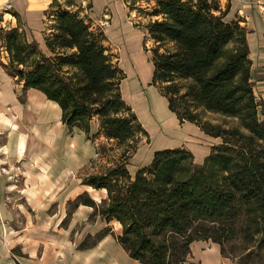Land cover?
I'll return each instance as SVG.
<instances>
[{
	"label": "trees",
	"instance_id": "obj_1",
	"mask_svg": "<svg viewBox=\"0 0 264 264\" xmlns=\"http://www.w3.org/2000/svg\"><path fill=\"white\" fill-rule=\"evenodd\" d=\"M68 1L66 9L71 10L58 15L56 27L49 20L56 0L51 2L47 54L35 42H27L17 22L5 36L8 64L3 66L24 90H36L55 102L67 128L88 136L90 122L99 116L96 135L119 144L128 142L122 157L130 152L131 160L141 142L135 133L146 139L148 134L121 96L125 74L118 63V68L113 66L111 55L80 18L92 22L85 14L89 6ZM152 1L156 2L153 17L161 22L145 28V40L156 44L150 51L144 46L153 66L151 85L167 100L168 110L180 124L192 123L221 144L194 172L184 164L187 157L193 160L192 154L175 148L155 152L133 181L127 163L88 175L82 184L104 189L106 198L96 204L83 194L77 205L93 208L94 215L107 223L118 222L121 234L116 241L140 264L184 263L191 245L199 241L217 244L228 258L224 241L241 234L247 238L245 256L249 257L264 246V99L257 101L253 93L246 29L240 26L241 19L226 22L228 7L221 10L216 0ZM72 49L73 55L64 52ZM65 68L72 75L62 71ZM115 80L116 100H105L103 94L112 90ZM99 104L102 108L94 112ZM121 108L131 109V114L118 116ZM206 114L231 119L236 125L212 124L205 120Z\"/></svg>",
	"mask_w": 264,
	"mask_h": 264
},
{
	"label": "rangeland",
	"instance_id": "obj_2",
	"mask_svg": "<svg viewBox=\"0 0 264 264\" xmlns=\"http://www.w3.org/2000/svg\"><path fill=\"white\" fill-rule=\"evenodd\" d=\"M127 1V7L133 8L131 17L135 26L143 29L145 34L147 25L154 21L161 22V19H158L159 17H153L156 2L152 0ZM68 2V0H56V3L52 5V18L49 20L52 21L50 24H54V27H56L58 15L71 10L70 7L66 9V6L70 5ZM215 2L221 10L225 9L226 5L224 6L218 0ZM85 14L87 13L85 12ZM80 18L91 26L90 31L95 34L97 41L105 49L106 54L111 55L110 60L113 66L115 68L119 66L127 73L128 78L123 83L124 98L129 106L131 105L134 108L139 122L142 123V127L150 136L151 144L149 147L147 146L150 141L149 136L146 139L139 132H136L135 137L141 139L139 145L142 144V146L138 148L136 155L129 163L130 152L125 155L126 158L122 157L128 142L119 144L116 140H108L100 134L96 135L99 130V116H94L90 122V134L86 136L90 141L85 142V139L78 135V129H63L60 126L54 107L47 103L42 95L32 90H24L17 78L12 77L14 92L17 96L16 102L9 81L2 80L0 83V226L7 230L8 236L19 235L24 237L31 234L34 237L54 238L64 236L72 242L81 240L83 244L78 248L86 249L95 246L99 241L101 235H96V233L101 227L100 224L83 221L86 218L77 223H75V220L71 221L69 212L81 200H78V197L73 202L68 200L75 198L74 195L84 189L80 186L78 179L81 180L82 184V179L86 176L104 173L114 168L115 165L123 163H127V165L132 163L133 167H130L129 170L133 172L138 163L143 162L146 164V159L152 156L153 150L165 144L157 145L158 139L161 137L159 134L163 133L164 128L157 126L146 113V109L149 110L152 97L161 100L155 94L156 88L154 86L149 85L148 88L146 87L147 82L150 80L152 65L149 60L150 53L145 52V47L150 51L156 44L152 40H145L144 42V39L141 43V33L132 31L127 23L122 27V34V30L117 27V20L115 19L113 21L114 28L108 29V35L115 42H118L114 45L116 51H119L121 59L120 64L117 66V52L110 48L107 40L104 39L101 27L92 24L86 16ZM105 18L107 17L105 16ZM105 20L107 21V19ZM240 26L243 27V24L241 23ZM12 28L14 27L8 24H0V58L4 59L2 60L3 65L8 64L5 36ZM261 30L262 27H260ZM52 31L55 32V29ZM249 42L252 49V55L249 56L252 60L250 81L253 84L254 96L259 101L260 98L264 99V61L261 59L262 52L260 49L258 50L257 43L251 39ZM120 43L122 46H119ZM117 46L119 49H117ZM162 50L163 48H160L159 51L162 52ZM2 52H6V56L1 55ZM64 52L67 55H73L75 49ZM62 71H68L70 75L73 72L66 68ZM117 83L118 80H115L112 90L103 94L106 97L105 100L107 98L113 101L116 100L114 95L117 94ZM143 87L145 88L143 89ZM8 104H10V107ZM115 104L113 103V105ZM163 107L168 113L164 104ZM28 108H32V110H28ZM101 108L102 106L99 104L94 112ZM129 114H131V109L127 111L125 108H121L118 111V116L124 115L127 117ZM27 115H31V117ZM147 118L149 122H147ZM205 120L210 121L212 124L222 125L223 128L236 125V121L215 114H206ZM171 127L175 131L180 129L177 122H174ZM48 129L54 132L56 138L46 135ZM35 131H38V133ZM163 140L166 142L168 139L163 138ZM185 141L194 153L201 148L196 146L197 144L193 145L195 140L191 137H188ZM181 148L188 152L184 147ZM70 150L73 152H69ZM97 151L100 153L99 156L96 154ZM184 164L186 168L193 172L200 166L188 157ZM55 176H57V179H55ZM58 178H60V181ZM57 182H60L59 186L62 191L59 196H49L51 187ZM89 192L94 199H100V193L91 190ZM55 200H59V202L52 203ZM67 201L72 203L67 206ZM5 210L7 211L5 212ZM77 216L84 217L80 214ZM4 218H8L7 221ZM114 229L116 232L117 228L114 227ZM247 242L246 236L242 234L224 241L226 256L229 259L227 264H264V246L246 257L245 254L248 251H246L245 244ZM209 248L210 245L208 244H195L192 247V257L189 264H200L201 261L204 264H214L217 261H215V247L212 245L211 249Z\"/></svg>",
	"mask_w": 264,
	"mask_h": 264
},
{
	"label": "crops",
	"instance_id": "obj_3",
	"mask_svg": "<svg viewBox=\"0 0 264 264\" xmlns=\"http://www.w3.org/2000/svg\"><path fill=\"white\" fill-rule=\"evenodd\" d=\"M75 5L78 7L81 6H89V10H87V15L91 19L94 25L100 26L104 35L107 39V42L114 51L115 42L113 38L108 35V29H113V21L117 20V27L122 30L124 24H129L130 29L132 31L140 32L141 33V43H143V39L145 40V33L143 29H139L135 26V23L131 17V11L127 7L126 0H73ZM224 6L227 5L228 12L225 16L224 20L226 22H230L236 19H242L243 27L246 29V41L249 49V56L252 55V49L250 46V39L255 41L257 46L259 47L262 52L261 59L264 61V0H219ZM52 0H0V24H8L11 27L17 26V22L20 24L25 39L28 42H35L38 45L39 50L46 54L47 47L45 45V33L48 31V12L50 10ZM10 4L11 8L6 11L5 6ZM107 17V21L104 17ZM260 27L262 30L260 31ZM123 34V30H122ZM253 38V39H252ZM123 44H125L123 42ZM122 46L120 43L119 46ZM142 45V44H141ZM117 49L119 47L117 46ZM143 50V49H142ZM117 52V51H116ZM119 52V51H118ZM117 52L118 56V64H120V53ZM1 55L6 56V52H2ZM3 58V57H2ZM251 59V58H250ZM2 60L0 58V83L2 80L6 79L9 81L12 92L15 95V101L17 102V96L15 94V90L13 88V78L7 73L5 70ZM252 61V60H251ZM152 65V63H151ZM153 67V66H152ZM125 78L121 81V96L125 103L129 106L124 98L123 92V83L127 80V73L122 68ZM152 75H153V68L150 75V80L147 82V88L152 83ZM145 87H143L144 89ZM156 88V87H155ZM37 92L38 94L43 96V99L52 105L57 113V121L60 123V126L64 129L67 127L62 124L61 122V109L60 107L52 101H49L42 93ZM26 90V91H28ZM160 98L162 104L167 107L168 115L169 116V123L170 127L165 129L163 133H160L161 136L158 139V144H165L160 148L153 150L152 156L147 158L146 164L143 162L138 163L136 168L133 172H130L129 168L133 167L132 163L127 165V170L131 179H134L136 172L145 166H148L152 159L153 155L157 151L166 150V149H175L184 147L188 150L193 156V162L197 165H201L205 158L212 152V148L216 147L221 144V140L218 138H213L210 136L205 135L200 128L192 123H182L178 121L177 117L168 110L167 100L160 95L156 88V92ZM159 100V99H158ZM10 107V104H8ZM132 111L135 113L134 108L130 105L129 106ZM138 118V117H137ZM56 121V119H55ZM174 122H177L178 131H175L174 128L171 126L174 125ZM142 125V123H141ZM144 129V128H143ZM145 130V129H144ZM192 131H195L194 133ZM69 132V131H68ZM148 134V132H147ZM78 135H81L85 142H89L86 138V135L78 130ZM169 135V136H167ZM149 136V134H148ZM171 136V137H170ZM188 137L193 138L195 141L193 145L200 146V149H197L195 153L193 150L188 146V143L185 141ZM163 138L168 139L164 142ZM149 145L151 144V139L149 136ZM197 142V143H196ZM144 145V144H143ZM190 145H192L190 143ZM92 146V145H91ZM142 146V144H141ZM140 145L138 148L141 147ZM146 146V145H144ZM136 149L135 153L132 155V159L136 155L138 151ZM131 159V160H132ZM129 160V163L131 162ZM89 162V161H88ZM57 179V176H55ZM60 181V178H58ZM79 180L80 186L84 189L80 192L76 193L74 196L75 198L68 200L74 201L77 197L87 194V196L96 204H99L103 199L106 198V191L104 189H93L90 186L82 185L81 180ZM62 181V180H61ZM60 182H57L51 187L50 195L59 196L60 192ZM95 191L100 193V199H94L89 190ZM57 190V191H56ZM67 201V202H68ZM59 200H55L52 203H57ZM70 202V203H72ZM51 203V204H52ZM67 203V206L70 205ZM50 204V205H51ZM50 207V206H49ZM7 210H5L6 212ZM1 212V211H0ZM1 214V213H0ZM71 221L75 220L77 222L83 220L89 222H93L94 224H100V229L97 231V234H100L101 237L99 241L95 244V246L91 248L81 249L78 248L83 242L81 240L77 242H72L69 238H65L64 236L59 237H45V236H38L34 237L33 234L26 235L24 237L16 235V236H8L7 230L0 226V264H140L139 262L131 259L125 250L121 247V245L116 241L115 237L121 234V225L116 221H111L107 223L103 218L98 215H94L93 208L85 205H77L71 209L69 212ZM80 214L82 217H78L77 215ZM8 218H4L7 221ZM70 221V222H71ZM1 224V223H0ZM70 224V223H69ZM114 227L117 228L115 232ZM5 234V235H4ZM3 235V236H2ZM95 236V235H93ZM92 236V237H93ZM116 241V242H115ZM208 244L210 248L214 245L216 257L214 264H227L229 262L228 258H225L220 253V247L217 244H213L211 242H195L191 245V255L188 260L181 264H189L190 258L192 257V247L195 244ZM200 264H204L202 261Z\"/></svg>",
	"mask_w": 264,
	"mask_h": 264
},
{
	"label": "bare ground",
	"instance_id": "obj_4",
	"mask_svg": "<svg viewBox=\"0 0 264 264\" xmlns=\"http://www.w3.org/2000/svg\"><path fill=\"white\" fill-rule=\"evenodd\" d=\"M33 103H35V102H33ZM149 105H150L149 110L146 109V111H147L146 113L148 114L149 118L151 117L150 120L153 121L157 126H162L165 129H168V127H170L169 115L165 111L162 102L160 100H158L156 97H152ZM28 110H32V108L31 109L28 108ZM149 111H150V113H148ZM27 116L31 117V115H27ZM147 122H149V119ZM35 132L38 133V131H35ZM46 135L53 137V138H56V135L54 134V132L51 129H48V132ZM70 148H71V146H70ZM69 152L72 153L73 151L70 150Z\"/></svg>",
	"mask_w": 264,
	"mask_h": 264
},
{
	"label": "built area",
	"instance_id": "obj_5",
	"mask_svg": "<svg viewBox=\"0 0 264 264\" xmlns=\"http://www.w3.org/2000/svg\"><path fill=\"white\" fill-rule=\"evenodd\" d=\"M10 8H11L10 4H7V5L5 6L6 11H8Z\"/></svg>",
	"mask_w": 264,
	"mask_h": 264
}]
</instances>
